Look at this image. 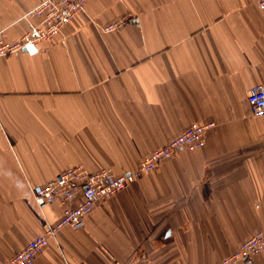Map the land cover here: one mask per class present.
I'll return each mask as SVG.
<instances>
[{"label": "crops", "instance_id": "crops-1", "mask_svg": "<svg viewBox=\"0 0 264 264\" xmlns=\"http://www.w3.org/2000/svg\"><path fill=\"white\" fill-rule=\"evenodd\" d=\"M41 1L0 0L5 40L29 32ZM256 85V0H86L51 42L0 58V260L62 215L39 209L33 187L77 165L127 174L189 125L213 124L201 149L96 204L33 264H221L264 231V118L247 104Z\"/></svg>", "mask_w": 264, "mask_h": 264}, {"label": "built area", "instance_id": "built-area-1", "mask_svg": "<svg viewBox=\"0 0 264 264\" xmlns=\"http://www.w3.org/2000/svg\"><path fill=\"white\" fill-rule=\"evenodd\" d=\"M256 6L264 13V0H256ZM85 10L86 0H42L25 16L27 20L36 19L34 24H30L29 32L15 41H8L5 40L4 29L0 28V58L15 56L25 48L51 42L77 15L84 14ZM111 28L112 26H108L105 30ZM247 104L253 117L264 118L263 86L251 88ZM212 127L213 124L189 125L167 144L144 156L137 168L127 174L115 175L109 169L89 172L83 165H77L58 173L46 183L33 187L32 197L39 209L59 204L62 215L57 222L46 223L41 235L29 241L14 256L0 260V264H33L61 228L82 229L86 217L96 204L126 188L143 174L155 170L173 155L185 150L201 149L206 142V133ZM263 253L264 231H258L241 243L233 254L224 258L221 264H255L256 258Z\"/></svg>", "mask_w": 264, "mask_h": 264}]
</instances>
